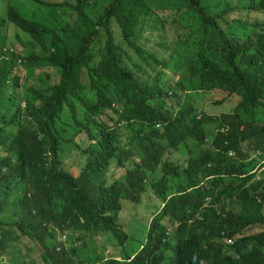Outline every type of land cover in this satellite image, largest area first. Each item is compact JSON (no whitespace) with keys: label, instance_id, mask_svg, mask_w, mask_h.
<instances>
[{"label":"trees","instance_id":"16d2710c","mask_svg":"<svg viewBox=\"0 0 264 264\" xmlns=\"http://www.w3.org/2000/svg\"><path fill=\"white\" fill-rule=\"evenodd\" d=\"M27 1L69 10L64 24L10 4L0 17L34 45L6 48L0 33V261L20 254L0 264H264V176L249 185L264 166L252 158L264 157V18L251 15L264 0ZM46 66L58 82L24 86ZM213 90L225 93L216 104L236 97L230 111L195 105ZM65 109L69 137L56 127ZM79 133L75 174L60 155ZM148 192L141 221L132 210ZM124 209L138 233L123 230ZM105 234L118 256H79L86 235Z\"/></svg>","mask_w":264,"mask_h":264},{"label":"rangeland","instance_id":"374dc122","mask_svg":"<svg viewBox=\"0 0 264 264\" xmlns=\"http://www.w3.org/2000/svg\"><path fill=\"white\" fill-rule=\"evenodd\" d=\"M46 1H61V0H46ZM68 2H71L72 0H67ZM215 2V0H213ZM220 1V0H217ZM231 3L234 4L235 1L231 0ZM10 4L12 6H15L20 13H23L28 16L31 17V15L34 16V14H36V17L40 18H45L46 22L51 23L52 21H56V19L59 20H63L59 23H63L66 21L67 16L66 14L68 13V8L64 9V14L65 16H63L64 14L61 13V11L59 12H55L53 9L51 8H44V7H40V5H31L27 0H0V17H3L5 14V10L7 8V5ZM99 8V4L98 7ZM96 8V10H97ZM252 17L257 19V20H262L264 18V14L262 13H251ZM54 16V19L52 20ZM29 17V18H30ZM52 17V18H51ZM56 18V19H55ZM51 21V22H49ZM47 23V24H48ZM230 31L232 33L238 34L240 35L241 29L238 28L237 26V20L233 21L230 24ZM12 27L11 25H7V27H4V24H0V33H3L6 35V44L4 46H6V48H13L17 51L19 50H23L25 53L29 52L32 50L33 45V41H31L26 34H23L22 32H12ZM173 31V29H172ZM169 36L173 37L172 32H169ZM32 42V43H31ZM23 48V49H21ZM143 67L147 70L150 71L151 68H147V66L145 64H143ZM23 74V71H21ZM168 72V71H167ZM170 72H168L169 74ZM48 74V75H46ZM141 73H139L140 75ZM27 76V81H24V86L25 84L29 85H36V87L34 88H44L46 86L47 83H56L58 82L59 79V71L55 70L54 68H50L48 66H46L45 68H43V70L41 71H36L33 75H28L26 73ZM48 76V78H47ZM176 79V77H175ZM37 80H43V83H40ZM36 82V83H35ZM24 86H22V91L23 94L25 93V88ZM26 87V86H25ZM200 95H197L199 94ZM197 94L194 95V98L196 99L195 105L201 107L202 109H204L206 112L216 115L218 116V114H224L228 111H230L232 104H234L236 102V97L235 96H231V97H227L224 101H222V103L220 104H216L214 101L216 99H222L225 96V93L221 90H213L211 92H199ZM82 95L91 102L95 101V94L93 91H89V90H85ZM192 98L193 99V93H191ZM167 103L173 106H176L177 101L175 100L174 97L171 96L170 99L167 100ZM228 103V104H227ZM75 106L79 107L80 104L78 102H75ZM109 112V111H107ZM111 114H114L113 112H111ZM102 118L106 119V116H102ZM70 110L69 109H65V111L63 113H61L60 118L56 121V127L58 129H60V131H65L67 137H69L70 135L75 133V130H73L71 127H69V122H70ZM70 134V135H69ZM77 143V144H75ZM88 143V138L87 135L85 133H79L76 138L74 139V143L72 144H63V149H62V154L60 155V159L62 160L64 166L67 169H70L73 173H77L78 169H80L85 161L86 155L82 154L79 155V153H77V145H79L80 147H85ZM187 151V150H186ZM186 151L181 148L180 150H178L175 155V157H178L181 161H183L184 159H186L187 154ZM264 159L263 156L261 155H257L255 157V165L254 167L257 166V164L259 162H261ZM257 169H254V171H256ZM122 170L119 169H115L112 172L109 173V175L112 177L116 176L117 174H121ZM256 175L254 177V181L250 182V186L253 187L256 183L257 180H260L259 178H261V176H264V169L262 170H257V172H255ZM152 192H148L146 194H143L142 196V200L139 204H137V209H133L132 212L136 211L137 216H134L135 218H137L138 220L141 221H145L146 219H143L144 217L147 218L149 216H151L152 211H153V206L150 207L148 210H145L144 205L145 203H147V200L152 198ZM264 212V209H263ZM128 212L126 209H124L121 212V218L124 216L127 218H124V222H122V227L123 230H127V231H131V232H139L138 229V224L137 222H135V218L133 216H127ZM8 218L11 217V212L9 211L7 214ZM122 221V220H121ZM121 225V223H120ZM69 234L68 232H65L64 234H60L58 235L59 240H62L65 243V240H67V242L69 244H71V241L69 239ZM139 243V242H138ZM85 248L81 247L78 248V254L80 257L85 258L86 260H88L89 263H91L92 259L99 254H102L103 256H105L104 258H108L109 255H114V256H118V242L117 240H115L112 235L110 234H105V235H96V236H90V235H86L85 237ZM138 245V244H137ZM30 246V245H29ZM136 246V245H135ZM26 248H28V246H25V248L23 249V251H26ZM9 254L7 253V257L5 256L4 259H2L0 262H5V261H9L8 256L11 258H13V256L19 258V253L16 251V249L14 247H12L9 250ZM38 256V250L35 247H32L29 251H27V256L24 257L25 260H27L28 258H37ZM11 264V263H10Z\"/></svg>","mask_w":264,"mask_h":264},{"label":"clouds","instance_id":"9594fccd","mask_svg":"<svg viewBox=\"0 0 264 264\" xmlns=\"http://www.w3.org/2000/svg\"><path fill=\"white\" fill-rule=\"evenodd\" d=\"M228 153H229V155H232L233 152L230 150ZM257 155H260V153L259 152L255 153V154L253 153L252 158H255ZM261 162H263V160ZM261 162H259V163H261ZM262 169H264V166H261L259 170H262Z\"/></svg>","mask_w":264,"mask_h":264},{"label":"built area","instance_id":"2783aa9c","mask_svg":"<svg viewBox=\"0 0 264 264\" xmlns=\"http://www.w3.org/2000/svg\"><path fill=\"white\" fill-rule=\"evenodd\" d=\"M228 242H230V240H228Z\"/></svg>","mask_w":264,"mask_h":264}]
</instances>
